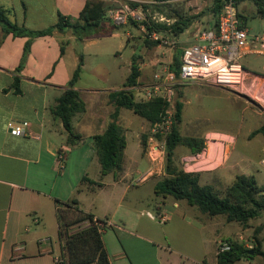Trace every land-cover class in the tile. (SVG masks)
I'll return each mask as SVG.
<instances>
[{
	"label": "crops",
	"instance_id": "0c3cea01",
	"mask_svg": "<svg viewBox=\"0 0 264 264\" xmlns=\"http://www.w3.org/2000/svg\"><path fill=\"white\" fill-rule=\"evenodd\" d=\"M99 1H104L100 2L104 8L109 1L116 3L108 13L125 2L0 0V5L11 9L10 19L19 27L37 31L56 25L60 14L76 22L88 2ZM180 1L185 2L177 3L185 13L211 16L215 0L168 2ZM163 19L168 25L176 21L165 16ZM202 23V19L190 20L189 27L174 38L188 46ZM211 24L212 20L208 26ZM104 25L108 28L110 24L106 21ZM119 32L106 36L95 34L79 42L71 29L55 30L52 35L32 42L19 72L28 39L7 34L0 27V264H58L64 241L59 236L57 200L72 199L77 200L80 210L106 223L102 236L111 264H218V247L230 236L225 230L230 222L222 215H203L185 201L156 196L154 187L165 170L156 168V163L142 152L139 138H131L135 142L134 151L127 153L126 146L121 170L102 175L93 136L103 133L110 121L114 106L109 103L108 94L112 90L83 91L76 84L86 111L73 118L74 131L83 136L74 147L67 144L68 133L62 122L51 114V107L67 89L79 64V53L83 54V73L87 67L84 50ZM185 32L187 38L181 40ZM63 42L67 45L61 54ZM78 44L82 50L77 48ZM143 67H140L141 76ZM17 78L20 93L15 88ZM124 110H120L118 120L121 126ZM11 122L22 127L25 134H11ZM201 139L205 144L202 155H205L208 141ZM178 147H182L179 152L182 163L201 154L194 153L187 145ZM60 150L65 155L62 169L58 165ZM229 157L213 172L196 170L200 183L212 185L216 190L228 188L237 175H242L225 169ZM148 213L165 214L168 219L161 223ZM89 225L86 220L74 225L71 231Z\"/></svg>",
	"mask_w": 264,
	"mask_h": 264
},
{
	"label": "rangeland",
	"instance_id": "374dc122",
	"mask_svg": "<svg viewBox=\"0 0 264 264\" xmlns=\"http://www.w3.org/2000/svg\"><path fill=\"white\" fill-rule=\"evenodd\" d=\"M99 2L104 3V1ZM132 3L138 12L137 19L136 17L135 19L130 18L126 24L116 25L110 20L108 13V10L113 8L116 3L107 2L106 8H104L105 19L110 24L118 26L120 32L118 35L104 38L96 45L87 47L84 52L81 51L86 57L87 67L77 84L79 89L83 91L122 90L123 83L130 74L129 64L134 54L135 63L139 67L144 66L142 76L138 81L139 84L152 83L155 73L162 70L164 66L170 65L175 56H180L185 44L177 42L172 46L165 42L162 43L161 40H153L148 34L147 25L168 24L165 19L162 20L163 16L166 19L173 16L192 21L202 19L203 23L199 24L201 27L199 30H204L208 28L209 21L216 20L212 15L185 13L184 9L178 5L185 3L184 1L172 3L140 0V2ZM238 9L240 14L247 19V27L253 31L264 29V20L256 17L257 7L254 0L242 1L239 3ZM193 30L194 28L191 29V31ZM154 32L165 41L176 40L170 32L157 30ZM127 33L129 36L126 35ZM187 35V32L182 34L181 40H185ZM77 48L82 50L83 47L78 44ZM241 63L247 70L258 76V78L251 76L248 78L242 90L245 93L210 86L200 81L182 82L178 85L176 108L178 102L182 104V117L178 124L180 133L188 138H207L208 148L205 155H202V150L196 159H192L191 162L185 160L182 163L180 162L181 157H179L182 147H178L175 153V162L180 169L184 167L188 172L194 174L199 169H209L207 172H213L216 170V166H223L222 164L230 155L225 169L236 174L254 175L259 184L264 186V167L260 164L264 155V60L257 56H247L241 60ZM121 117H123L122 127L127 135L126 150L127 153H130L135 150V142L131 138H139L142 141L143 136L151 133L152 127L147 121L134 113L132 114L128 109L124 110ZM260 129H263L262 132L253 134ZM76 131H79V128H76ZM85 138H88V135ZM150 147V140L145 149L141 144L144 154L149 153ZM162 157L153 162L156 163V168L163 167L166 174V159L164 155ZM217 187L223 189L221 186ZM147 189L145 188L144 192H147ZM226 189L217 191L223 196ZM227 226L225 230H228L230 234L228 238L238 240L248 249L257 248L259 241L262 243L264 251V210L258 217L249 220L246 224L231 222ZM235 263L264 264V258L262 255H257Z\"/></svg>",
	"mask_w": 264,
	"mask_h": 264
},
{
	"label": "trees",
	"instance_id": "16d2710c",
	"mask_svg": "<svg viewBox=\"0 0 264 264\" xmlns=\"http://www.w3.org/2000/svg\"><path fill=\"white\" fill-rule=\"evenodd\" d=\"M156 2H168L171 0H154ZM225 0H215L211 10L212 16L216 19L212 22V28H216L218 17L222 10ZM237 8L239 3L244 0H235ZM257 7L256 17L264 20V0H254ZM134 8V3L131 4ZM239 11V9H238ZM11 9H5L0 5V27L5 33H12L14 36L27 37L24 47V55L19 65L20 72L24 66L25 59L30 52L32 42L39 37L52 35L55 30L64 31L71 29L77 40L89 38L92 35L106 36L119 30L118 26L110 24L105 27L104 6L100 2H88L81 13L79 20L70 22L64 15L60 14L58 23L44 30H29L19 27L10 19ZM239 15L244 18L240 12ZM174 18L173 24L159 23L147 25L148 31L170 32L173 36L183 33L190 25V20ZM130 20V19H129ZM128 20V21H129ZM209 27V26H208ZM67 42L61 45V54L65 53ZM181 56V54H180ZM180 56H175L171 63V70L178 76L181 61ZM135 54L131 63V71L126 79L122 90L111 91L108 94L109 103L114 106V111L110 115V121L103 133L93 136V146L102 167V175L121 170L124 161V153L127 140L123 127L118 123L120 110L122 108L133 111L136 115L147 121L151 127L161 120L166 110V104L161 98H153L147 101H139L136 97L134 88L139 84L141 70L134 61ZM84 64L83 54L79 53V64L68 84L67 89L57 99L56 104L51 107V114L59 119L65 131L68 133L67 144L71 147L76 146L83 136L74 131L73 118L76 114L86 111V104L81 98L79 91L75 89L82 74ZM19 79H16L15 88H18ZM182 104L177 103L175 114V124L172 132L166 138V174L157 181L154 191L156 196L163 198L170 197L175 201H185L189 206L195 207L201 214L209 217L222 215L227 222H239L246 224L249 220L256 218L264 210V186L260 185L254 175H237L232 184L226 189L223 196L214 186L200 183L199 174L186 172L180 169L175 162V149L179 145L191 147L194 153H200L205 144L201 138H188L181 135L178 124L181 122ZM260 129L253 134L262 132ZM150 138V133L143 136L142 145L145 149ZM157 139H161L157 136ZM146 146V147H145ZM59 154H63L60 150ZM86 179V178H85ZM59 215V236L64 241L62 256L65 257V264H111L109 255L105 247L102 232L94 223V217L78 208L75 199L69 201L57 200ZM90 222L89 227L72 232L71 228L83 221ZM231 249L220 253L218 264H234L242 259H251L254 256L262 255L264 251L262 243L258 241V247L253 249L245 248L243 243L232 238H227Z\"/></svg>",
	"mask_w": 264,
	"mask_h": 264
},
{
	"label": "built area",
	"instance_id": "2783aa9c",
	"mask_svg": "<svg viewBox=\"0 0 264 264\" xmlns=\"http://www.w3.org/2000/svg\"><path fill=\"white\" fill-rule=\"evenodd\" d=\"M137 0H125L116 9L109 11L110 20L116 25H123L130 18L136 17L138 12L131 6V2ZM153 40H161L174 46L177 41H165L156 32L148 31ZM247 56L264 58V29L253 31L246 25V21L239 15L235 0H225L218 17L216 28L212 25L207 29L198 30L193 37V43L182 48L181 66L178 76L171 70V64L166 65L155 73L152 83L136 86V97L139 101H147L153 98H161L166 104V110L161 120L152 126L150 133L151 147L149 157L156 161L165 156L166 138L172 132L176 114V92L180 83L203 82L210 86L237 90L242 93L248 78L258 76L243 66L241 60ZM263 107V105H262ZM13 135L25 134L24 129L13 122L9 124ZM160 136L161 139H157ZM192 160H190L191 162ZM65 155H58L59 168H63ZM264 167V155L260 160ZM152 219L165 223L168 219L165 214L152 215ZM94 223L103 233L106 223L94 218ZM43 242V241H42ZM231 245L227 241L219 244L217 255L229 251ZM58 264H65V257L57 258Z\"/></svg>",
	"mask_w": 264,
	"mask_h": 264
}]
</instances>
